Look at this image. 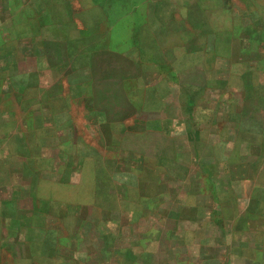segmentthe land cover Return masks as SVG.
I'll use <instances>...</instances> for the list:
<instances>
[{
    "label": "rangeland",
    "instance_id": "obj_1",
    "mask_svg": "<svg viewBox=\"0 0 264 264\" xmlns=\"http://www.w3.org/2000/svg\"><path fill=\"white\" fill-rule=\"evenodd\" d=\"M250 51L264 0H0V264H264Z\"/></svg>",
    "mask_w": 264,
    "mask_h": 264
},
{
    "label": "crops",
    "instance_id": "obj_2",
    "mask_svg": "<svg viewBox=\"0 0 264 264\" xmlns=\"http://www.w3.org/2000/svg\"><path fill=\"white\" fill-rule=\"evenodd\" d=\"M223 60L228 62L231 61L230 58L226 59L224 57ZM258 65H264V53H261L259 51H257L256 53L250 51L248 55V62L246 64L247 73H243V76L245 78L249 77L250 79L252 75L249 76V74H251L252 72H256L258 70L256 68ZM252 82L248 83V85H245L242 97H240V100H237V102L235 103V107L231 109L232 115L240 118V122L237 123V121H235V125L233 126V128H236L240 133H245L253 136L258 135L261 138H264V119L261 118L262 116H257V118H255L254 116H250V118H246V113L244 110V104H246L245 102H247L251 97L252 100L256 101L255 104L262 103L259 106L255 107L253 110H256L257 113H264V94L259 93L255 95L256 89L252 85ZM249 90L254 92L253 95L248 94ZM253 132H256V134H254ZM245 143L249 149V153L247 155L246 160L238 164L234 163L231 166L233 167V174L235 179L238 178V175L241 173L245 178H252L254 173L260 167L264 166V147H261V145L257 141L251 138L246 139ZM257 191L259 192V196H263L264 184H262L261 188ZM252 210L253 209L251 208L250 210H248V212H245V214L242 216V219H244V221L259 220L258 222L264 223V218L258 216L257 213Z\"/></svg>",
    "mask_w": 264,
    "mask_h": 264
}]
</instances>
